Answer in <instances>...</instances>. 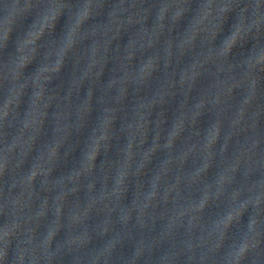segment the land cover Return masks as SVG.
Returning <instances> with one entry per match:
<instances>
[{
    "label": "clouds",
    "instance_id": "clouds-1",
    "mask_svg": "<svg viewBox=\"0 0 264 264\" xmlns=\"http://www.w3.org/2000/svg\"><path fill=\"white\" fill-rule=\"evenodd\" d=\"M0 96V264H264V0H0Z\"/></svg>",
    "mask_w": 264,
    "mask_h": 264
},
{
    "label": "water",
    "instance_id": "water-1",
    "mask_svg": "<svg viewBox=\"0 0 264 264\" xmlns=\"http://www.w3.org/2000/svg\"><path fill=\"white\" fill-rule=\"evenodd\" d=\"M126 40H127V38L125 37L124 42H126ZM67 71H68V70H66V76H67ZM65 78H66V77H65ZM105 78H107V77H105ZM56 83H59V82H56ZM2 99H3V97L0 96V102H2ZM93 115H95V113H94Z\"/></svg>",
    "mask_w": 264,
    "mask_h": 264
}]
</instances>
